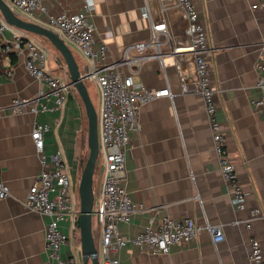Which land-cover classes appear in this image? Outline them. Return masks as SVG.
Wrapping results in <instances>:
<instances>
[{"label": "crops", "instance_id": "obj_1", "mask_svg": "<svg viewBox=\"0 0 264 264\" xmlns=\"http://www.w3.org/2000/svg\"><path fill=\"white\" fill-rule=\"evenodd\" d=\"M86 1L44 0V3L49 13L57 15L76 13ZM91 1L95 5L91 21L96 45L101 42L107 45V62L119 60L127 45L152 39L151 21L144 16L147 8L160 24L163 43L167 35L162 31L166 29L175 46L188 44L185 12L169 6L167 0ZM194 1L214 50L211 66L217 88L215 114L227 137L228 155L247 192V208L239 211L232 203L202 96L183 89L196 80L192 55L167 54L164 65L159 59L133 65L132 76L136 81L155 88L169 85L173 97H161L143 105L140 127L131 132L125 187L134 202L143 204V209L135 211L129 222L119 225L121 234L131 240L147 227H158L165 217H173L221 224L224 239L214 245L211 235L202 231L195 239L172 246L166 254H153L145 247L128 243L120 252L123 264H251L247 243L251 235L261 241L264 249V219L252 220L250 230L233 223L237 218L248 219L252 207L264 208V114L253 105V100L261 96L256 64L264 47V0ZM24 17L40 23L46 20L45 15L39 14ZM29 34L48 49L49 70L71 80L65 62L58 59V50L35 37L38 35ZM12 35L8 29L0 40L10 41ZM72 51L85 67L79 50ZM25 58V52L18 56L11 53L0 63V179L10 189L8 197L0 200V264H58L45 249L48 217L25 208L28 190L40 170L31 135L36 122L50 126L45 134V152L48 156L57 150L62 152L72 180L70 192L79 212L82 161L89 150L88 118L75 87L60 109L38 115L28 108L23 113L12 111L9 107L15 98L32 99L46 90L43 83L27 72ZM89 81L95 83L99 106L98 84L88 79L87 88ZM88 92L94 103L89 88ZM39 101L54 105L52 99ZM70 226V219L60 225L72 237L61 253L63 256L74 253L80 259V234L72 233ZM100 236L98 225L99 242Z\"/></svg>", "mask_w": 264, "mask_h": 264}, {"label": "built area", "instance_id": "obj_2", "mask_svg": "<svg viewBox=\"0 0 264 264\" xmlns=\"http://www.w3.org/2000/svg\"><path fill=\"white\" fill-rule=\"evenodd\" d=\"M169 6L180 7L187 17L188 44L175 46L166 29L167 40L162 42L159 35L160 24L153 19L149 8L144 16L151 21L153 37L150 41L129 44L121 58L107 62V45H96L95 27L91 21L95 5L86 1L82 10L76 13L62 12L51 14L44 0H9L11 8L20 16L45 15V25L57 33L71 49L79 50L83 57L88 79H93L99 87L100 105L98 109L100 154L99 163L102 175L99 190L95 192L96 214L101 229L98 248L99 264H123L120 252L128 244L145 247L153 254L169 253L172 246L195 239L202 231H207L218 245L224 239L223 226L209 221L198 222L193 218L175 219L165 217L158 227H147L133 239H126L120 232L119 225L129 222L132 214L143 209L142 203H136L125 187L127 176V151L131 143V132L140 127L142 106L161 97H173L169 85L161 88L149 87L132 76V66L141 65L151 59L163 58L167 54L190 53L195 62L196 80L185 86L184 91L202 96L205 111L209 117L213 145L219 156L220 171L230 187L232 203L239 210L247 208V192L238 179L236 166L227 152V137L216 117L217 88L214 85L211 58L213 46L201 11L194 0H167ZM40 23V22H38ZM13 33L10 41L0 40V63L8 54L26 53L27 72L43 83L46 90H41L32 99L15 98L9 107L12 111L23 113L28 108L35 115L48 110L60 109L73 91L74 85L66 76L52 73L48 66V49L42 46L28 32L11 26L0 13V38L6 30ZM165 45V47H163ZM166 48V51H163ZM127 69V71L124 70ZM258 73L257 86L261 96L253 100L256 110L264 114V47L260 60L256 64ZM9 75L12 71L7 70ZM40 98L53 100V107ZM50 126L36 122L32 139L38 157L40 170L30 186L25 201V208L33 213L48 217L45 231V249L58 264H82L74 253L63 256L61 249L71 240L70 233L64 232L60 225L66 219L71 220L70 231H78L79 212L71 195L72 180L67 170L63 154L57 150L48 156L45 152V134ZM1 167V166H0ZM10 194L9 186L0 179V200ZM249 218H237L234 224H243L248 230L252 220L264 219V208L249 209ZM251 264H264V249L261 241L251 235L248 239Z\"/></svg>", "mask_w": 264, "mask_h": 264}, {"label": "water", "instance_id": "obj_3", "mask_svg": "<svg viewBox=\"0 0 264 264\" xmlns=\"http://www.w3.org/2000/svg\"><path fill=\"white\" fill-rule=\"evenodd\" d=\"M0 13L8 24L45 38L60 53L59 61H64L71 77V82L82 98L88 118V149L79 183V233L81 241L82 264H99L98 248L92 231V215L95 203L94 175L99 164L100 142L98 110L87 88L88 74L81 66L70 46L53 30L45 25L26 19L15 12L6 0H0Z\"/></svg>", "mask_w": 264, "mask_h": 264}, {"label": "rangeland", "instance_id": "obj_4", "mask_svg": "<svg viewBox=\"0 0 264 264\" xmlns=\"http://www.w3.org/2000/svg\"><path fill=\"white\" fill-rule=\"evenodd\" d=\"M35 36V35H34ZM36 38H40L44 44H48L49 46H52L50 42H48L46 39L42 38V37H39V36H35ZM88 88H89V91L90 93L92 94V96L95 97V107L96 109L98 110V101H97V96H96V87H95V83L94 82H91L89 81L88 82ZM94 94V95H93ZM88 153H89V150H87L86 152V156L84 158L85 162L88 158ZM102 173V167L100 165V163L97 165L96 167V171H95V175H94V189L95 191H97L98 189V182L100 181V175ZM80 209V208H79ZM93 215H92V231H93V236H94V239H95V242L97 245H99V241H98V218H97V214H96V206L94 205V208H93ZM80 260L82 261V255H81V252H80Z\"/></svg>", "mask_w": 264, "mask_h": 264}, {"label": "trees", "instance_id": "obj_5", "mask_svg": "<svg viewBox=\"0 0 264 264\" xmlns=\"http://www.w3.org/2000/svg\"><path fill=\"white\" fill-rule=\"evenodd\" d=\"M45 39V38H44ZM84 165H85V160L83 159V161H82V166L84 167ZM80 217V216H79ZM79 217H78V219H77V225H78V227H79ZM78 233H79V228H78ZM80 234V233H79Z\"/></svg>", "mask_w": 264, "mask_h": 264}]
</instances>
